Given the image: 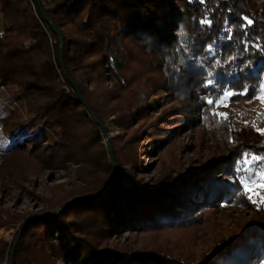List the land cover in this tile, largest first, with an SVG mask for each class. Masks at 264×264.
Here are the masks:
<instances>
[{
	"label": "trees",
	"instance_id": "obj_1",
	"mask_svg": "<svg viewBox=\"0 0 264 264\" xmlns=\"http://www.w3.org/2000/svg\"><path fill=\"white\" fill-rule=\"evenodd\" d=\"M42 4L64 37L65 68L81 96L64 74L59 35L36 0H0V193L12 188L31 193L25 183L35 173L77 165L81 173L75 181L84 186L76 194L84 197L71 201L54 217L29 222L13 264H23L20 254L32 228L37 229L31 235L39 231L38 240L51 246V257L58 254L63 263L264 264L260 223L224 240L200 261L162 250L127 252L107 243L110 235L188 226L199 209L244 195L247 175L237 166L245 168L244 157L259 156L256 167L264 171V147H244L226 168L188 172L155 186L132 178L131 186H126L121 172L114 185L115 165L123 155L113 149L111 161L102 143V124L112 115L121 112L119 121L130 122L147 114L141 106H129L136 92L132 78L123 73L136 51L131 50L132 43L145 55L157 56V70L181 88L196 86L215 101L226 92L233 100L258 95L264 88V0H56L51 4L42 0ZM107 79L115 81L112 89L104 88ZM143 81L150 82V76ZM92 85L96 90H91ZM156 85L160 86L158 81ZM215 169L218 178L212 174ZM15 218L0 206V228L12 227ZM13 244L0 237V264L6 258L10 264Z\"/></svg>",
	"mask_w": 264,
	"mask_h": 264
},
{
	"label": "rangeland",
	"instance_id": "obj_2",
	"mask_svg": "<svg viewBox=\"0 0 264 264\" xmlns=\"http://www.w3.org/2000/svg\"><path fill=\"white\" fill-rule=\"evenodd\" d=\"M55 1L46 0V3ZM136 47L132 43L131 50L136 51H133L134 57L129 60L128 69L123 74L132 78L136 92L130 108L141 106L145 108L142 112L147 114L139 120L125 122V119L121 122L118 118L123 113L118 112L102 124L105 127L102 141L105 148L111 156H114L113 149L118 155H123L119 165H115L114 185L118 183L120 172L126 186H131L132 178L143 185L155 186L188 172L211 167L226 168L244 147L263 149L264 88L249 100H233L232 93L226 92L215 101L211 96L197 91L196 86L185 85L181 88L175 79L157 70V56L145 55ZM145 76H150L151 81H143ZM156 81L160 86L157 87ZM175 84L178 90H175ZM114 85L115 81L110 79L103 83L105 89H112ZM65 88L69 90L67 85ZM90 88L96 90L95 85ZM157 88L159 93L156 92ZM124 113L129 114L127 107ZM161 138L166 142L162 143ZM254 157H244L245 168L241 164L237 166L241 174L247 175L243 180L244 195L219 206L209 205L199 209L188 226L154 232L130 231L115 237L110 235L107 243L127 252L162 250L185 260L200 261L224 240L239 235L257 223L264 225V171L256 167V159L260 157ZM111 161H114L112 157ZM80 171L77 165L45 170L35 173L31 176V182L25 183L31 193L15 188L6 194L0 193V206L9 210L11 215H16L12 227L0 228V237L10 244L15 243L18 237L20 240V230L23 233L28 223L36 220L31 218L40 217L37 216L39 214H53L63 206L67 207L73 201V196L84 197L76 194L84 186L75 181V175ZM218 171L215 169L212 174L217 177ZM34 229H30L24 240L20 254L23 264H70L63 263L58 254L52 258L51 246L38 240L40 232L35 231L36 235H31ZM18 231L20 236L16 238ZM3 264H8V258Z\"/></svg>",
	"mask_w": 264,
	"mask_h": 264
},
{
	"label": "water",
	"instance_id": "obj_3",
	"mask_svg": "<svg viewBox=\"0 0 264 264\" xmlns=\"http://www.w3.org/2000/svg\"><path fill=\"white\" fill-rule=\"evenodd\" d=\"M36 2L38 3V5L40 6L42 12H43V16H44V19L50 24V26L52 27L53 31L55 33H57L59 35V40H60V55H61V62H62V66H63V70H64V74L66 75V77H68L72 82L73 84L75 85V87L77 88V91L78 93L80 94L81 96V91L78 87V85L70 78V76L68 75L67 71H66V68H65V63H64V37L61 33V31L58 29V27L50 20V18L46 15V13L44 12V9H43V4H42V0H36ZM83 98V97H82ZM90 112L93 114V111L92 109L90 108ZM102 129L105 131V127L102 125ZM112 160L114 159V156L112 155ZM90 196H87L86 198H89ZM80 198H76L74 199L73 201H76V200H79ZM66 207L63 206L62 208H60L59 210H57L56 212H54L53 214H46V215H43V216H40V217H34V218H31V220H34V219H40V218H47V217H54L57 215V213L64 209ZM27 223V222H26ZM22 233V230H20V235ZM19 235V236H20ZM18 241H19V237L15 240V243L13 245V248H12V258H11V262L10 264H13V255L15 253V249L17 247V244H18Z\"/></svg>",
	"mask_w": 264,
	"mask_h": 264
}]
</instances>
